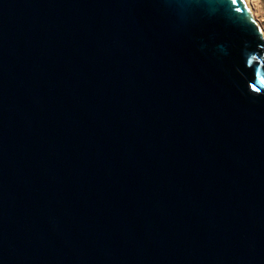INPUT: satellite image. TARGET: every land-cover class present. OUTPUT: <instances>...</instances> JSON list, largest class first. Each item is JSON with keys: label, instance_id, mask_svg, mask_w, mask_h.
Masks as SVG:
<instances>
[{"label": "water", "instance_id": "water-1", "mask_svg": "<svg viewBox=\"0 0 264 264\" xmlns=\"http://www.w3.org/2000/svg\"><path fill=\"white\" fill-rule=\"evenodd\" d=\"M0 264H264L243 0H0Z\"/></svg>", "mask_w": 264, "mask_h": 264}, {"label": "rangeland", "instance_id": "rangeland-1", "mask_svg": "<svg viewBox=\"0 0 264 264\" xmlns=\"http://www.w3.org/2000/svg\"><path fill=\"white\" fill-rule=\"evenodd\" d=\"M248 4L256 13L255 20L264 29V0H248Z\"/></svg>", "mask_w": 264, "mask_h": 264}, {"label": "bare ground", "instance_id": "bare-ground-1", "mask_svg": "<svg viewBox=\"0 0 264 264\" xmlns=\"http://www.w3.org/2000/svg\"><path fill=\"white\" fill-rule=\"evenodd\" d=\"M247 6V8L249 9L250 13L252 14V16L255 18L256 13L251 9V7L248 4V0H243ZM258 22V21H257ZM262 28V27H261ZM264 31V29H262Z\"/></svg>", "mask_w": 264, "mask_h": 264}]
</instances>
